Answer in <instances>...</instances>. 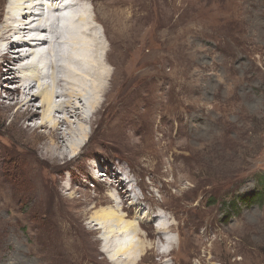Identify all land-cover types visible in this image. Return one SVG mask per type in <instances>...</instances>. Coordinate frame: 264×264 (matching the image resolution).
<instances>
[{"label": "rangeland", "instance_id": "374dc122", "mask_svg": "<svg viewBox=\"0 0 264 264\" xmlns=\"http://www.w3.org/2000/svg\"><path fill=\"white\" fill-rule=\"evenodd\" d=\"M88 3L111 93L76 158L48 153L41 114L7 94L19 84L0 48V264H113L91 217L117 208L106 195L120 178L118 193L142 198L131 220L153 208L139 264H264V0ZM164 212L177 243L166 256L171 245L142 238Z\"/></svg>", "mask_w": 264, "mask_h": 264}, {"label": "bare ground", "instance_id": "6f19581e", "mask_svg": "<svg viewBox=\"0 0 264 264\" xmlns=\"http://www.w3.org/2000/svg\"><path fill=\"white\" fill-rule=\"evenodd\" d=\"M0 1V9L6 3L4 21L0 27L1 59L12 63L7 67L4 78L9 83L19 84L7 94L12 96L21 93L23 97L17 104L24 116L36 117L41 114L42 126L50 129L46 136L50 140L46 145L48 153L64 159L67 156L76 158L89 142L88 127L93 128L95 118L111 93L107 85L111 73L105 63L109 61L108 57L103 60L105 47L98 31L95 7H89L90 0ZM63 1H69L66 8ZM65 10L69 11L66 22ZM56 13L58 16H55ZM59 22H62L61 26H58ZM59 48H68L70 52L62 54ZM38 99L41 100L42 112L34 109V102ZM58 99L61 100L58 102ZM102 174L96 170L91 175L99 179ZM124 182L122 178L114 182L116 191L110 190L106 195L109 202H117V208L109 206L95 212L91 220L96 229L104 232L106 246L113 241V250H103L111 263L139 264L152 246L141 240L140 233L142 227H150L149 210L153 208L145 209L141 219L131 220L133 215L142 210V198L125 191L124 194L123 191L118 193L119 186ZM112 186L107 183V188ZM121 194L125 203L132 199L131 205L127 207L131 210L127 214L120 210L122 203L116 200ZM166 215L164 212L160 216V221H166L163 224L155 221L160 224L155 233L148 231L147 235H142L143 239L159 236L164 245H171L170 252H161L165 256L171 255L177 245L173 237L162 236L174 230Z\"/></svg>", "mask_w": 264, "mask_h": 264}]
</instances>
